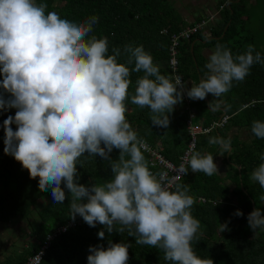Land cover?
I'll use <instances>...</instances> for the list:
<instances>
[{"label": "clouds", "instance_id": "1", "mask_svg": "<svg viewBox=\"0 0 264 264\" xmlns=\"http://www.w3.org/2000/svg\"><path fill=\"white\" fill-rule=\"evenodd\" d=\"M46 3L37 0H0V110L16 109L3 121L6 155L14 157L38 180L42 192L51 190L53 203H64L71 195L70 217H82L90 227L103 226L98 237L116 231L135 237L138 245L163 252L170 264H214L199 257L192 242L200 222L191 212L195 201L187 185L174 189L160 182L141 151L142 141L126 118L129 99L140 109L148 108L151 124L168 128L170 114L183 102L204 100L209 94L220 97L233 82L243 81L254 64L264 65V56L249 44L242 54L233 55L217 44L206 64L207 74L187 88L162 75L159 65L142 45H125L123 52L108 40L98 38L93 26L98 17L83 22L46 12ZM124 55L126 61L118 58ZM129 66H132L131 68ZM133 72L143 73L129 94ZM16 125V130L11 127ZM255 137L264 139V121L251 125ZM230 150V141L210 140ZM119 151L117 159L112 151ZM99 156L109 162L111 179L102 184L78 182L81 156ZM251 179L264 188V153ZM176 179L188 173L206 176L218 173L211 154L191 153L185 157ZM67 190V192L65 191ZM264 201V195L260 196ZM234 215L243 216L237 210ZM254 234L264 230V212L255 208L247 216ZM119 225V227H117ZM227 224H220V231ZM130 245L89 246L87 264H128Z\"/></svg>", "mask_w": 264, "mask_h": 264}, {"label": "trees", "instance_id": "2", "mask_svg": "<svg viewBox=\"0 0 264 264\" xmlns=\"http://www.w3.org/2000/svg\"><path fill=\"white\" fill-rule=\"evenodd\" d=\"M227 1L230 0H221L217 6L220 9L219 18L211 27V39L204 46L214 52L216 45L221 44L235 56L245 52L247 46L252 44L255 51L264 56V42L257 39V34H261L264 28V0H240L226 6ZM37 2L47 4L46 12L55 11L62 18L75 22L98 17L91 34L107 38L109 55L113 48H120L123 52L125 45H142L151 54L154 63L159 65L161 74L172 81L173 74L181 78L185 85L189 82L198 84L206 77L207 63L198 54V49L202 47L200 42L206 39L202 30L189 40L178 42L177 65L173 72L167 65L169 37L203 21L198 19L191 24L185 23L171 7L170 0ZM118 61L124 63L126 56L121 55ZM142 74H131L130 95L134 91L136 79ZM0 93L5 99L9 96L3 89H0ZM219 98L224 116L227 117L226 122L220 128L199 134L192 153L211 154L214 162L222 157L224 176L216 174L209 177L202 172L193 173L189 167L188 173L177 182L188 186L189 194L195 201L191 212L200 222L192 246L199 257L212 259L214 264H264V230L257 229L254 234L247 221L248 214L255 208L264 212V201L260 199L264 195V188L251 179L252 171L262 162L259 154L264 153V139L255 137L251 132L253 121H264V65L254 64L243 81H234L231 89ZM125 103L128 108L126 118L138 138L174 166L187 151L190 140L187 122L204 130L220 120V112L213 109L216 104L208 96L204 100L190 99L189 103L183 98V102L177 104L170 114L168 128L152 125L150 110L132 104L130 96ZM15 111L0 110V222L11 224L13 220L20 226H27L24 236L28 237V246L20 254L10 256L0 264H25L46 244L39 264H87L89 246L103 245L106 248L109 240L130 245L128 264H170L163 259L161 250L136 244L135 237L129 236L127 231L109 234L105 230L104 239L98 237V232L103 229L100 224L96 227L83 224L67 228L65 232L59 231L73 221L69 218L71 195H67L64 203H53L51 190L40 191L39 178H31L14 157L3 151V121L10 115L14 117ZM11 127L16 130L15 124ZM232 129L242 131L244 138L231 134ZM213 139L230 141L229 152L221 144L210 143ZM110 155L115 160L119 151L114 149ZM143 155L149 164V157L145 153ZM77 170L78 182L85 185L102 184L112 176L109 162L99 156H81ZM6 203L11 211L1 207ZM237 210L242 211L243 216L234 215ZM32 213L36 214V219L31 218ZM81 220L82 217L77 215L75 221ZM224 223L227 229L221 232L220 224ZM48 236H51V240H47Z\"/></svg>", "mask_w": 264, "mask_h": 264}, {"label": "crops", "instance_id": "3", "mask_svg": "<svg viewBox=\"0 0 264 264\" xmlns=\"http://www.w3.org/2000/svg\"><path fill=\"white\" fill-rule=\"evenodd\" d=\"M220 1L221 0H170L171 7L177 12L179 17H181L185 23L191 24L198 19H203L207 21L204 29L202 30V34L206 37V39L200 42L202 44V47L198 49V54L200 58L205 60L206 63H208V58L213 53V50L210 47L204 45L211 39V27L215 25V22L219 18L220 9H218L217 6L220 4ZM233 3H236V0L227 1L225 4L226 6H229V4ZM193 47L194 45L192 46V51ZM191 84H193V82H189L188 84H186V87L190 88ZM208 97L213 101L214 104H216L213 109L220 112V118L223 117L224 111L220 98L211 96L210 94L208 95ZM184 98L187 103L190 102V99H188L186 92L184 94ZM230 133L237 134V136L241 139H243L245 135L242 131H234V129H232ZM219 158H221V164H223L225 170L223 159L222 157ZM11 222L14 223L13 220H11ZM9 224L10 223L0 222V263L5 262L6 259L10 256L13 257L14 250L17 254H20V252H22L23 249L28 246V241L24 240V234H26V231L22 229L23 225L20 226V228L17 227L21 232V234H19V237H16V239L12 241L11 239L10 241L8 240L6 230L9 229L7 226ZM17 225L19 224L17 223ZM18 247H20L19 250L17 249Z\"/></svg>", "mask_w": 264, "mask_h": 264}, {"label": "built area", "instance_id": "4", "mask_svg": "<svg viewBox=\"0 0 264 264\" xmlns=\"http://www.w3.org/2000/svg\"><path fill=\"white\" fill-rule=\"evenodd\" d=\"M207 23L206 20H203L193 26L187 27L181 32H178L175 35H171L169 37V46H168V61L167 65L170 68V70L173 72L176 69L177 61H176V48L178 45V42L181 40H189V38L198 33L199 31L203 30L205 27V24ZM178 76L173 74V82H175V79ZM254 101L251 102L253 104ZM247 105H244L245 107ZM227 117L223 116L220 118L219 121L214 123L210 128L207 129H202L201 127L198 126H193L190 121L187 122L188 124V129H189V135H190V140L188 142V147L187 151L179 160L178 164L176 166L172 165L170 162L162 158L158 153L153 151L151 148L147 146L145 142L142 143L141 145V151L145 153L149 157V168L150 170L157 175V178L160 180L161 183L168 185L170 189H173L174 184L177 183L179 180H181L185 175L181 176L179 179H176L178 170L180 168L181 164H185L187 167V164L185 162V157L189 156L193 152L196 146V141H197V136L202 133H208L210 130L215 129V128H220L223 126V124L226 122ZM83 224H87L84 222V220L81 221H70L68 222V225L61 228L59 231L65 232L67 228H74L76 226H80ZM99 225V224H97ZM47 240H51V236H48ZM47 247V244L42 246L39 250V252L34 255L33 257H30L27 259L25 264H39L41 260V256Z\"/></svg>", "mask_w": 264, "mask_h": 264}, {"label": "rangeland", "instance_id": "5", "mask_svg": "<svg viewBox=\"0 0 264 264\" xmlns=\"http://www.w3.org/2000/svg\"><path fill=\"white\" fill-rule=\"evenodd\" d=\"M260 32V31H259ZM258 36H257V39H261L262 40V42H264V28L263 29H261V34L260 33H258L257 34ZM194 121V120H193ZM216 164H217V166H218V173L220 174V176H224V167H223V164H221V158H217L216 159V162H215ZM40 203H42V202H40ZM40 205V204H39ZM41 206V205H40ZM2 208H5V209H9L10 211H11V209L9 208V206H8V203H6L5 205H2L1 206ZM37 207H38V205H37ZM33 215H31V218H34V219H36L37 218V216H36V214L35 213H32ZM24 221H22V223H23ZM8 226V228L9 229H7L6 230V234H7V236H8V240L10 241V239H11V241L12 240H14V239H16V237H19V234H21V232L19 231V229L18 228H20V225H17V222L16 221H14V223H12V224H9V225H7ZM38 226H39V224H38ZM18 227V228H17ZM26 227L27 226H25V225H23L22 226V229H24V231H26ZM30 229L31 228H29V231H30ZM28 232V231H27ZM28 239V237L26 236H24V240H27ZM1 248V247H0ZM18 250L20 249V247H18L17 248ZM2 250V249H1ZM15 254H17L16 252H15V250H14V254L13 255H15ZM12 255V256H13ZM5 264V263H4Z\"/></svg>", "mask_w": 264, "mask_h": 264}, {"label": "water", "instance_id": "6", "mask_svg": "<svg viewBox=\"0 0 264 264\" xmlns=\"http://www.w3.org/2000/svg\"><path fill=\"white\" fill-rule=\"evenodd\" d=\"M238 1H240V0H236V3H238ZM226 27H227V26H225V27L223 28V31H222V33H221V37L223 36L224 31L226 30ZM221 37H220V38H221ZM193 44H194V42H193ZM191 50H192V48H191Z\"/></svg>", "mask_w": 264, "mask_h": 264}]
</instances>
